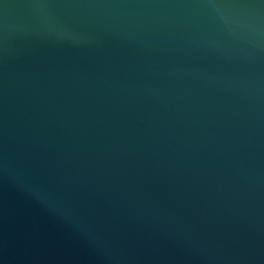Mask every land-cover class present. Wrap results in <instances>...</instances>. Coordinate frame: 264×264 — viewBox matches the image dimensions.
Instances as JSON below:
<instances>
[{"label":"water","instance_id":"95a60500","mask_svg":"<svg viewBox=\"0 0 264 264\" xmlns=\"http://www.w3.org/2000/svg\"><path fill=\"white\" fill-rule=\"evenodd\" d=\"M0 264H264V0H0Z\"/></svg>","mask_w":264,"mask_h":264}]
</instances>
